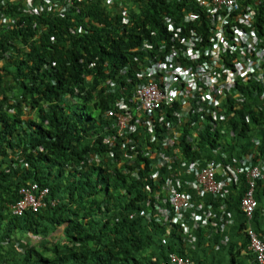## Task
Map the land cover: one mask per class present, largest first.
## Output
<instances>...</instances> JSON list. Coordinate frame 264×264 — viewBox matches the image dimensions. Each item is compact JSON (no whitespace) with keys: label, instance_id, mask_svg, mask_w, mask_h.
<instances>
[{"label":"trees","instance_id":"16d2710c","mask_svg":"<svg viewBox=\"0 0 264 264\" xmlns=\"http://www.w3.org/2000/svg\"><path fill=\"white\" fill-rule=\"evenodd\" d=\"M108 2L75 0L65 12L36 15L0 0V264H162L169 253L194 264H256L248 230L264 240V180L249 224L238 171L264 158V65L200 113L186 115L178 104L137 121L131 113L143 110L137 91L147 84L138 76L154 53L166 55L193 32L201 52L212 49L214 7L123 0V11ZM184 10L197 25L179 23ZM168 18H176L172 27ZM197 56L183 65L211 70ZM113 112L131 118L124 136ZM211 162L221 191L200 198L227 206L213 215L217 229L208 208L179 215L170 208L175 191L196 197V174ZM31 183L48 188L56 205L15 216L11 207ZM156 210H165L163 221Z\"/></svg>","mask_w":264,"mask_h":264},{"label":"built area","instance_id":"2783aa9c","mask_svg":"<svg viewBox=\"0 0 264 264\" xmlns=\"http://www.w3.org/2000/svg\"><path fill=\"white\" fill-rule=\"evenodd\" d=\"M3 1L8 3L11 0ZM12 1L21 2L27 13L36 15L65 12L75 3V0H64L63 5L55 0ZM114 1H119L120 7H124L121 2L123 0H109L108 4L114 5ZM173 1L182 3L185 0ZM204 4L206 7L210 5L214 7L211 13L212 19L209 21L216 34V39L211 43L212 49L207 48L201 52L196 43L200 41L199 37L196 32H193L186 39L179 38L178 46L172 45L166 49L164 52L166 55H163L161 51L154 53L155 62L148 63L144 75L138 76L147 79V84L137 91V101L142 103L143 110L133 111L131 118L141 121L145 112L152 115L156 111L178 104L182 106V111L186 115L191 111L200 113L201 108L206 107V104H217L218 99L232 91L238 82H247L254 78L260 66L264 65V0H206ZM127 8V6L124 7L123 11H128ZM187 14L185 10L182 11L181 15L184 18L179 23L184 25L189 22L191 25H197L191 14ZM174 19L176 18H168L169 27H172L173 22L176 23ZM163 40L167 41V39ZM199 53H203V56L208 58L211 70L197 71L198 68H193V65H183V60L198 59ZM147 58L149 61L150 56L148 55ZM111 117H117L119 129L117 134L119 137L124 136L131 118L116 115L114 112L111 113ZM148 125L152 127L153 122L148 120ZM172 135L171 131L168 132L165 136L166 140L172 139ZM157 139L156 134H153L152 141L155 142ZM154 155L157 156V154ZM260 164L259 162L238 171V174L246 177L247 190L241 201V210L249 224L258 206L255 197L258 182L264 178ZM217 174L218 167L213 162L196 174L194 186L198 196L220 193L221 186L217 181ZM49 195L48 188H42L36 183L28 184L20 189L19 200L11 207V210L18 217L24 216L27 212L39 213L49 206L56 205L55 201H48ZM170 208L179 215L188 209H200L201 206L182 190L172 194ZM140 216H145V212L142 211ZM130 218L133 219L134 216ZM211 223L212 226H216L215 223ZM248 237L250 249L256 254L257 262L264 264V241L252 228L248 230ZM163 244H167L166 240H163ZM162 264L194 263L190 257L169 253L168 260Z\"/></svg>","mask_w":264,"mask_h":264},{"label":"crops","instance_id":"0c3cea01","mask_svg":"<svg viewBox=\"0 0 264 264\" xmlns=\"http://www.w3.org/2000/svg\"><path fill=\"white\" fill-rule=\"evenodd\" d=\"M261 164V168H262V170H263V174H264V161H261L260 162ZM191 171L190 170H188L187 171V173H190ZM218 172L219 173H221L220 172V169H218ZM218 173V174H219ZM263 180H264V178H263ZM232 183H231V181H228V182H226L225 184H224V188H225V190L223 191V196L225 197V198H228L229 197V195H230V192H229V189H228V187L231 185ZM236 185H238V183L236 184ZM227 188H226V187ZM238 191H239V187H238V189H237V193H238ZM261 192H263V191H261ZM236 193V194H237ZM236 197V196H235ZM234 197V198H235ZM197 198L198 199H201V200H197ZM193 200H195L198 204H201L202 206H201V210H203V209H205V208H208L207 209V211H211L210 213V216H211V218H212V222L213 223H215L216 224V226L214 227V226H212V223L210 224V227L211 228H213V229H217L218 228V223H217V221H216V217H214L215 216V212L216 211H218V210H221L222 212H225L226 211V209H227V206L226 207H212V205L211 204H208L205 200H203L202 198H200V196H198V195H196V197L193 199ZM200 210V211H201ZM207 212H204V214H206ZM214 215V216H213ZM216 221V222H215ZM226 239V241H227V238H225ZM246 252H244L243 254H245Z\"/></svg>","mask_w":264,"mask_h":264},{"label":"clouds","instance_id":"9594fccd","mask_svg":"<svg viewBox=\"0 0 264 264\" xmlns=\"http://www.w3.org/2000/svg\"><path fill=\"white\" fill-rule=\"evenodd\" d=\"M147 67V66H146ZM165 141H167V140H165ZM261 161H264V158L263 159H258V161H257V164L259 163V162H261ZM261 170H262V168H261ZM262 172H263V170H262ZM198 204V203H197ZM258 204V203H257ZM200 206H202L201 204H199ZM201 210V208L200 209H195V211H200ZM165 210H163V211H158V210H156V214H162L163 212H164ZM142 211H140V213H141ZM145 212V211H144ZM140 213H139V215L137 216V217H139L140 216ZM146 215V214H145ZM207 216H208V214H206ZM132 216H134V218L133 219H135L136 218V215H132ZM140 217H144V216H140ZM160 217L161 218H159L158 219V221H163L164 220V218H163V215L161 216L160 215ZM253 219V218H252ZM213 221V220H212ZM211 221V222H212ZM216 222V221H215ZM251 223V222H250ZM254 230V229H253ZM255 231V230H254ZM256 232V231H255ZM257 233V232H256ZM257 235H258V237L261 239V236L257 233ZM261 240H263V239H261ZM264 241V240H263ZM250 252V253H252V255L254 256V259H255V263L256 264H259L258 262H257V258H256V254H254V252L250 249V244H249V246H248V248H247V252ZM185 257H188V256H185ZM191 258V257H190ZM193 261V260H192Z\"/></svg>","mask_w":264,"mask_h":264},{"label":"rangeland","instance_id":"374dc122","mask_svg":"<svg viewBox=\"0 0 264 264\" xmlns=\"http://www.w3.org/2000/svg\"><path fill=\"white\" fill-rule=\"evenodd\" d=\"M218 130L222 131V130H223V128H222L221 126H218Z\"/></svg>","mask_w":264,"mask_h":264}]
</instances>
